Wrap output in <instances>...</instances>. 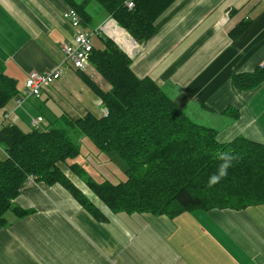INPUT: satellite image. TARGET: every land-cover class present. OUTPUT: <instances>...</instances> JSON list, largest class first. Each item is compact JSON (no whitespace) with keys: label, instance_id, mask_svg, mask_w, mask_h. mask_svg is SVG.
Listing matches in <instances>:
<instances>
[{"label":"crops","instance_id":"1","mask_svg":"<svg viewBox=\"0 0 264 264\" xmlns=\"http://www.w3.org/2000/svg\"><path fill=\"white\" fill-rule=\"evenodd\" d=\"M81 1L0 0V73L20 88L31 70L57 64L62 69L59 79L21 107L10 99L0 109V123L10 121L29 132L36 116L42 117L40 128L61 124L62 115L102 116L101 99L81 73L101 89L108 85L92 66L82 71L61 63V45L75 31L62 14L70 2ZM85 11L90 17L85 30L105 21L116 24L93 0ZM243 21L246 28L232 37L230 31ZM118 32L131 46L127 32ZM91 40L99 44V36ZM133 49L134 74L151 77L192 120L213 128L219 142L243 136L264 144V81L248 90L231 83L236 73L264 67V0H175L158 18L155 33ZM228 108L233 112L223 113ZM5 157L0 147V159ZM58 166L101 217L58 183L26 182L13 205L30 212L5 213L0 264H264V203L174 216L113 213L82 177L64 163Z\"/></svg>","mask_w":264,"mask_h":264},{"label":"trees","instance_id":"2","mask_svg":"<svg viewBox=\"0 0 264 264\" xmlns=\"http://www.w3.org/2000/svg\"><path fill=\"white\" fill-rule=\"evenodd\" d=\"M90 0L70 2L84 28L90 17L85 7ZM137 43L156 31L162 13L175 0H93ZM247 26L243 21L231 31L233 37ZM92 43L89 63L108 85L101 89L86 74L81 78L107 108L108 114L96 118L90 113L77 119L61 116L63 124L21 131L12 122L0 123V228L5 213L23 216L30 212L13 205L21 186L32 175L34 180L66 188L91 214L100 218L83 192L61 170L64 163L82 177L87 187L113 213L148 212L174 216L183 211L218 207L242 208L264 203V144L237 136L219 142L213 128L192 120L149 76L138 77L131 69V58L105 35ZM264 81V67L236 73L231 83L238 90L257 87ZM19 86L14 78L0 73V109L15 99ZM233 112L228 108L223 111ZM236 116V115H233ZM71 134L87 137L97 150L115 154L125 164V179L97 181L74 159L80 147ZM221 153L233 157L227 176L209 185L219 174Z\"/></svg>","mask_w":264,"mask_h":264},{"label":"built area","instance_id":"3","mask_svg":"<svg viewBox=\"0 0 264 264\" xmlns=\"http://www.w3.org/2000/svg\"><path fill=\"white\" fill-rule=\"evenodd\" d=\"M125 4L128 8H131L134 6V1L126 0ZM62 15L75 31L72 39L69 42L61 45V63L70 62L75 68L79 70H88L91 66L89 63V54L92 50V36L101 34L108 35L109 38H111L115 43H118L122 49L127 50L128 53L126 54L128 56H133L135 54L136 50L133 49V47L136 46L137 42L132 37H130V41L132 43L131 46L121 42L118 29H123L117 24L105 21L99 24L94 30L88 31L81 27L80 16L74 8H67ZM61 73L62 69L60 64H57L55 68L48 71H29L25 75L22 86L19 88V92L15 97L16 105L21 107L27 98L38 97L40 95L41 89L59 79ZM101 113L102 116H106L108 114L107 108L103 106L101 108ZM41 121V116L31 118V127L39 128ZM27 182H34V177L32 175L28 176Z\"/></svg>","mask_w":264,"mask_h":264},{"label":"rangeland","instance_id":"4","mask_svg":"<svg viewBox=\"0 0 264 264\" xmlns=\"http://www.w3.org/2000/svg\"><path fill=\"white\" fill-rule=\"evenodd\" d=\"M107 20L113 19L109 16ZM70 139L79 145L82 152L81 155L74 159V162H78L82 167H86L95 180L101 181L107 179L112 182H117L125 179L126 176L123 173L125 164L115 154H103L96 149L90 140L81 134L70 133ZM107 157L111 160L108 161Z\"/></svg>","mask_w":264,"mask_h":264},{"label":"clouds","instance_id":"5","mask_svg":"<svg viewBox=\"0 0 264 264\" xmlns=\"http://www.w3.org/2000/svg\"><path fill=\"white\" fill-rule=\"evenodd\" d=\"M220 159L223 160L224 162L221 164L220 169H219V174L218 175H213L210 178L209 185L216 184L220 181L222 177L227 176V168L230 166V162L233 159L232 156H230L227 153H221L220 154Z\"/></svg>","mask_w":264,"mask_h":264},{"label":"bare ground","instance_id":"6","mask_svg":"<svg viewBox=\"0 0 264 264\" xmlns=\"http://www.w3.org/2000/svg\"><path fill=\"white\" fill-rule=\"evenodd\" d=\"M131 45H132V43H131Z\"/></svg>","mask_w":264,"mask_h":264}]
</instances>
